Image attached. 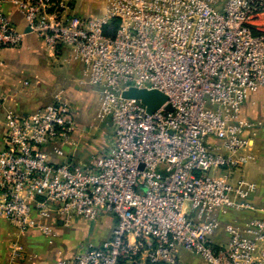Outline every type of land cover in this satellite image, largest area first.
Segmentation results:
<instances>
[{
  "label": "built area",
  "instance_id": "2783aa9c",
  "mask_svg": "<svg viewBox=\"0 0 264 264\" xmlns=\"http://www.w3.org/2000/svg\"><path fill=\"white\" fill-rule=\"evenodd\" d=\"M10 2L26 30L83 67L82 84L101 88L98 118L108 119L112 143L83 166L54 163L73 145L69 104L7 113L0 218L48 241L74 218L114 220L98 246L55 264H180L179 250L204 264H264V206L250 202L256 185L243 173L255 161L244 136L253 125L240 117L264 88V32L252 28L264 0H106L102 17L78 16L72 0ZM4 3L0 50L20 47L24 36ZM130 88L167 102L148 113L121 97ZM228 211L259 216L228 223L226 242H215L218 215ZM20 258L12 249L9 261Z\"/></svg>",
  "mask_w": 264,
  "mask_h": 264
},
{
  "label": "crops",
  "instance_id": "0c3cea01",
  "mask_svg": "<svg viewBox=\"0 0 264 264\" xmlns=\"http://www.w3.org/2000/svg\"><path fill=\"white\" fill-rule=\"evenodd\" d=\"M10 1L5 0L3 11L17 30L24 32V36L20 47L0 50V93L4 96L0 106V151L7 113L27 115L60 100L69 104L75 120L73 145L64 146L63 156L52 157V161L83 166L106 151L112 143L108 119L101 122L98 118L99 91L94 86L81 83L86 80L83 67L72 61L66 50L54 53L39 37L26 32L21 15ZM105 1L93 0V6V3L83 0H72L73 12L81 17H102ZM252 28L256 35L264 32V14L253 21ZM240 117L253 125L245 131L244 136L249 139V151L255 161L247 165L243 173L247 180L256 185L250 202L261 208L264 206V88L248 97L241 108ZM209 141L217 144L214 140ZM258 216L249 211L219 214V227L213 240L226 242L224 228L228 223ZM113 225L114 220L107 215L95 221L74 218L70 223H59L57 236L48 241L35 231L20 233L10 222L0 218V264H55L78 251L80 245L98 246L110 236ZM14 248L23 249L24 262L9 261L10 250ZM177 256L180 264H204L201 258L184 250H179ZM186 257L192 258L191 262Z\"/></svg>",
  "mask_w": 264,
  "mask_h": 264
},
{
  "label": "water",
  "instance_id": "95a60500",
  "mask_svg": "<svg viewBox=\"0 0 264 264\" xmlns=\"http://www.w3.org/2000/svg\"><path fill=\"white\" fill-rule=\"evenodd\" d=\"M26 32H29L26 30ZM122 98L139 101L147 109L148 113L161 108L167 102V97L156 90H145L130 88L121 94ZM166 111H171L170 106L165 107Z\"/></svg>",
  "mask_w": 264,
  "mask_h": 264
},
{
  "label": "rangeland",
  "instance_id": "374dc122",
  "mask_svg": "<svg viewBox=\"0 0 264 264\" xmlns=\"http://www.w3.org/2000/svg\"><path fill=\"white\" fill-rule=\"evenodd\" d=\"M83 1H85V2H89V3H93V6H95V2H93V0H83ZM94 87H96L97 88V90L99 91V93H100V90H101V88L99 87V86H94ZM14 246V245H13ZM82 246H85L86 247V245L84 244V245H80V247L81 248H84V247H82ZM13 248V247H12ZM80 248V249H81ZM79 249V250H80ZM12 250V249H11ZM11 250H10V252H11ZM20 253H21V258L18 260V261H14V262H16V263H21L22 261L24 262L25 261V258H24V256H25V252L23 251V249H21L20 248ZM186 259L189 261V262H191V260H192V258H190V257H186Z\"/></svg>",
  "mask_w": 264,
  "mask_h": 264
}]
</instances>
